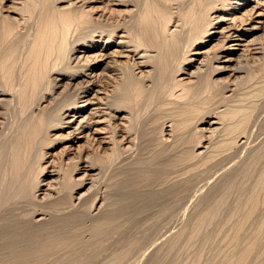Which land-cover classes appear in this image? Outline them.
Masks as SVG:
<instances>
[{
	"label": "bare ground",
	"instance_id": "6f19581e",
	"mask_svg": "<svg viewBox=\"0 0 264 264\" xmlns=\"http://www.w3.org/2000/svg\"><path fill=\"white\" fill-rule=\"evenodd\" d=\"M34 1L36 3L40 0H0L1 131L8 124L9 117L12 115H10L11 110L19 104L15 102L16 98L23 94L19 96L21 93L19 90L22 87H19L20 85L17 87L21 79H18L17 83L15 79V81L12 80L16 73L11 78V72L16 71L17 68L11 72L8 71L6 75L5 67L11 70L17 66L16 58H13L15 62L12 61L11 55L14 51L11 52L13 44L16 43L13 41H16L13 36L18 30L20 31L19 28L22 29L21 25H24L25 16L38 8L39 5L31 9ZM117 1L113 3L107 0H47L49 2L47 8L45 1L41 3V6L46 8V11L43 9L46 13L43 11L45 16H43L42 27H37V30L34 27L37 22L33 26L37 30L34 34L35 40L31 37L34 40L31 45L33 51L27 47L31 52L26 55L30 58L25 57V59L29 58L28 62L31 65L25 60V66L29 64L26 67L28 73L24 71L27 76L21 72L25 80L27 77V80H24L27 83L24 87L28 86L25 91L30 95L25 93L31 99L29 101L31 108L29 105L26 106L31 109L29 119H32L31 123L29 122L31 125H28V127L32 126L30 128L32 133L27 131L31 134L27 133L29 136H26L31 138L27 143L32 138H34L33 141L40 139L42 145L39 144L41 146L39 149L43 151L42 154L38 152L40 163L46 159L45 162L48 163V160L52 159L49 165L53 171L50 174L51 181L46 184L45 191L47 192L39 196L38 193L42 191L40 178L47 171V166L37 162L39 164L36 165L35 170L36 167L33 168L32 164L33 167L29 168H32L31 171L34 173L29 171L31 172L29 175L34 174L38 177L30 181L33 183H29L32 178L27 181V170L26 167L23 168L24 164L22 165L25 159L18 158V155L17 158L13 157L19 159L11 162L13 172L10 173L14 174L11 181L13 185L10 186V183L6 182L8 178H2L6 186H10V191L7 187H3L5 185L3 182H0L8 192V195L1 194L6 195L0 198V203H3L0 206V264H43L44 262L49 264L54 254H57L58 259L64 258V254L59 256L60 253H57L63 249L66 250L67 255L72 253L73 256L77 253L76 257H78L81 256L78 254H83L81 249L89 246H94L92 248L94 254L92 252V256L84 260L98 264L100 255L111 246H115L111 242H109L111 246L105 245L104 238L112 232L123 234L125 231L123 228L126 225L129 226V222L136 224L142 219L140 215L137 216L142 211L138 203L141 205L143 203L144 207L154 205V203L166 207L172 196L179 190L183 192L192 190L191 187L194 184L202 181V184L205 183L208 186L207 182H210L211 180H208L212 177L208 176V180L200 178L208 172L210 174V171L216 172L218 176L221 170H225V175L218 176V179L226 178L224 182L227 183L231 178L230 182L238 188L236 190L239 191L238 196L241 194L238 201L240 203L243 201V192L246 197L245 205L242 202L243 212H240L239 202L236 201L242 221L239 220L241 223L239 222L238 226L235 222V226H230V228H237L233 234L238 232L235 233L238 234L235 241L231 242L230 239V243L234 245L241 243L242 246L244 233H241L244 230L247 232L245 235L248 234L247 237L250 234L252 237L247 240L244 236L246 241L243 248L238 246L242 249L241 251L238 249L239 252L233 244H227L235 250L230 249L232 255L227 252L229 247L225 248L226 252L222 253L224 257L221 258L220 264H224L225 261V264H251L250 260H253L255 256L257 260L258 257L260 258L257 263L263 264L264 260L262 261L261 257L264 258V41L255 35L260 27L253 25L255 23L253 16L254 12L264 6V0ZM233 2L236 4H232ZM32 16L29 15L31 18ZM173 18H175L174 21ZM39 20L40 25L42 20ZM26 26L28 25L23 28L29 27ZM20 36L22 37V34ZM215 40H219L220 43L218 48L212 49L213 55H205L206 52H192L195 46L207 45ZM20 43L23 44L22 41ZM16 46L15 48L18 49V45ZM240 51L241 54L236 62L233 54ZM14 53L17 55L16 52ZM191 55H196V57L192 58ZM230 62L235 64L221 65V63ZM11 63L16 65L13 66L14 64ZM10 64L12 68L9 69ZM4 71L5 74H3ZM9 74L11 76H8ZM224 74L228 75L222 77ZM149 109L153 111L152 114L144 116L143 111L146 110L147 114ZM57 142L67 144L63 147V158H60V162L56 161L57 153H53ZM29 147L35 149L32 148L34 145ZM46 148L50 151H44ZM241 153L248 156V163ZM137 155L139 157H136ZM240 155L245 159L239 160ZM0 162L1 167L2 161ZM117 165H120L119 180H117L119 185L124 187L121 189L123 196L120 190L118 194L123 199L119 198L120 202H116V199L113 203L116 202V206L124 200L122 207L115 210L114 204H110L109 199L106 200L107 205L109 203L107 206L106 198L102 199L98 196L94 200L87 199L92 190L100 187L102 189V184L98 186L101 177L106 171L108 172V169L112 172L111 168L114 169L113 167ZM24 169L26 174L23 173ZM36 171L37 174H35ZM220 173L219 175L224 174ZM233 175L242 177L241 181H232L238 179ZM213 177L216 178L214 175ZM248 177L252 183L250 184L251 181L243 182L246 185L240 187L242 181ZM23 178L26 180L24 181ZM145 180L148 184L153 183V188L150 189L148 185L149 190L143 193L142 191L145 192L144 187L142 186L143 190L140 191L139 186L145 183L143 182ZM238 183L240 184L237 185ZM202 184L201 188L195 185L196 189L198 187L202 189L204 186ZM216 185L219 189L223 188V185L221 188L218 186L221 185L220 183ZM247 185H249V190ZM243 186L247 187V191ZM87 187L88 189L83 193ZM230 188L233 186H228L227 191H230ZM191 190L188 191L189 194L184 193L190 195ZM216 190H212L211 193L213 194L214 191L219 195V190ZM242 190L243 192L240 193ZM225 191L226 188L219 197H222ZM216 194L214 196L217 198ZM226 196L217 198L216 201L212 198L215 201H212L213 204L216 203L217 207L219 203L217 200H219V205L222 206V203H226ZM222 199L224 202L221 201ZM180 201L183 203L181 198L179 203L176 201L175 204H180ZM212 202H210L211 205H213ZM19 203L22 205H17ZM126 204L129 205L125 206ZM11 206L16 207L10 208ZM128 206L133 209L130 208V210ZM166 208L161 210L166 211ZM168 208L166 215H170L171 212L168 211L175 209L168 210ZM212 208L218 209L214 205ZM212 208H207L204 216L197 223V228L207 221L209 223L215 220L216 213L213 216ZM127 213L130 214L129 219ZM162 213L165 215L164 210ZM176 214L180 218L181 215ZM180 214H182L181 211ZM120 217H125L127 219L123 218L124 220L130 221L126 224L124 222L123 225H116V223L113 225L114 221L117 222L116 218ZM211 218L214 219L211 220ZM248 222H251V225L255 223V227H252L254 230L250 229L254 231V234L248 230L250 227ZM247 225H249L248 228H246ZM189 226L193 225L189 224ZM184 230L177 232L178 235H172L173 238L170 234L171 239L168 238L172 240L170 244L163 243L165 247L170 246L168 248L171 253L174 246L173 239L183 238L186 232ZM197 232L200 234L199 230ZM196 233H190L192 235L185 233V235L190 236L192 241V238L198 234ZM200 235L202 237L203 233ZM117 241H115L116 245ZM176 241L174 240V243L177 244ZM132 244L135 245V243ZM163 244L162 248H164ZM78 248H81L79 249L81 253L77 252ZM169 249L168 251L165 249V254L169 252ZM117 253L114 263L119 264V261L122 263L123 256L124 259L128 257ZM122 254L125 253L122 252ZM166 256L169 257V255ZM156 257L159 259V254L155 255L152 260H156ZM69 258V260L73 259L71 256ZM55 259L57 260L53 258L54 261ZM82 259L80 260L83 261ZM54 261L51 264H56L60 260L55 263ZM60 262L59 264H62L64 261ZM161 262L164 264V261ZM253 263L256 264L255 261Z\"/></svg>",
	"mask_w": 264,
	"mask_h": 264
},
{
	"label": "rangeland",
	"instance_id": "374dc122",
	"mask_svg": "<svg viewBox=\"0 0 264 264\" xmlns=\"http://www.w3.org/2000/svg\"><path fill=\"white\" fill-rule=\"evenodd\" d=\"M41 1V0H40ZM36 1V3H35V1H34V5L32 6V8L31 9H34V6L35 7H37L38 5V8H36V9H34L33 11L35 12H33V11H30V13H34L33 14V16H34V19H32L33 18V16H32V14H27L26 16H25V18H26V20L24 21V25L22 24L21 25V27L23 26V27H25V25H28V26H26V27H28V28H23L22 27V29L21 28H19L20 29V31L18 30L17 31V29H16V31H17V33H14L13 35V38L15 37L16 38V41L15 40H13L14 42H16V43H14L13 44V48H12V50H11V52L13 51V53L11 54V53H9V54H11L12 55V59L13 58H16L15 60H16V62H15V60L13 59H11L12 61H14L16 64H17V66L16 67H14V69L12 68V67H10L11 66V64L13 65L14 63H11L10 65H8V67H9V69L10 68H12L11 70H8V68L7 67H5V71L7 70V72H6V75L8 74V71H13V70H16V68H17V70L16 71H13V72H11V75L9 74L8 76H11V78L14 76V73H16L15 74V76L12 78V80H16V83L19 81L18 79H21L20 80V82H21V84H20V82H19V84L17 83V87H18V85H20L19 87H22L20 90H19V92L21 91V93H19V96L22 94V95H24V94H28V92H26L25 90L26 89H28L27 87L28 86H26V88L24 87L27 83L25 82L26 80H27V77H26V80H25V78H24V75H26V73L25 72H27L28 70V68H26V67H28V65L30 64L31 65V63L30 62H28V61H30V60H28L30 57L29 56H27V55H29V52H31L29 49L31 48L32 49V44H33V41L35 40L34 39V34H36V31L38 30V28L39 27H42L41 26V24L43 23V16H45V11H46V8H47V5L49 4V2H47V0H43V1ZM45 1V6H46V8H43L42 6H41V3L42 2H44ZM110 2V1H112L113 3H117L118 1L117 0H107V2ZM160 1H162V0H160ZM144 2H146V0H144ZM33 4V2L31 3V5ZM44 4H43V6H44ZM107 4V3H106ZM232 4H236L235 2H233ZM41 6V7H40ZM44 6V7H45ZM41 8V11H40V8ZM30 9V10H31ZM45 11H44V10ZM48 10V9H47ZM45 13H44V12ZM40 12H42V13H40ZM255 14H254V16H253V18H254V22L255 23H253V25H256L257 27H260L259 28V30L257 31V33L255 34L256 35V37H259V38H262L263 39V41H264V6H262L261 8H260V10H258L257 12H254ZM38 14V15H37ZM42 14H44V15H42ZM259 14H261L260 16H259ZM29 15L30 16H32V18L31 17H29ZM40 15V16H39ZM38 16V17H37ZM27 17H28V20H27ZM41 17H42V19H41ZM31 19V20H30ZM37 21H36V20ZM40 19V20H39ZM38 20L39 21H41L42 20V22L40 23V25H39V22H38ZM175 20V18H173V21ZM29 22V23H27V22ZM33 21V22H32ZM27 24H26V23ZM36 22H37V24L39 25V26H37V24H36ZM258 22V23H257ZM33 23V24H32ZM36 24V25H35ZM35 25V26H34ZM32 26V27H31ZM33 26L34 27H36V29L35 28H33ZM38 27V28H37ZM28 29V30H27ZM30 29H32V30H30ZM40 30V29H39ZM27 32H29V33H27ZM31 32H33V33H31ZM35 32V33H34ZM38 33V32H37ZM22 34V37L20 36ZM29 35V36H28ZM21 38H20V37ZM26 36H28L27 38H26ZM19 37V38H18ZM25 39H24V38ZM31 37H33V39L31 38ZM36 37V36H35ZM14 38V39H15ZM28 38H31V39H28ZM17 39H18V42H17ZM21 39V40H20ZM24 40V41H23ZM26 40H28L27 42H26ZM30 40H32V41H30ZM20 41H22L23 42V44L22 43H20ZM240 41V40H239ZM18 43V44H17ZM219 40H215V41H212V42H210V43H208L207 45H200V46H195L194 48H193V51L192 52H196V51H198V52H206V54L205 55H209V56H211V55H213L214 53H213V50L212 49H216V48H218L219 47ZM242 43H245V42H242ZM18 45V49H16L17 48V46L16 45ZM25 44V45H24ZM19 46H21V47H19ZM23 46V47H22ZM26 46V47H25ZM16 47V48H15ZM29 49H28V48ZM24 48H26V50L24 49ZM15 49H16V51H15ZM7 50H9L10 51V49H8L7 48ZM25 50V51H24ZM212 50V51H211ZM32 51H33V49H32ZM14 52H16L17 53V55L19 54V53H21V54H19L18 56L14 53ZM19 52V53H18ZM28 52V53H27ZM25 53V54H24ZM15 54V55H14ZM27 54V55H26ZM31 54V53H30ZM239 54H241V51L240 52H237V53H234L233 55V57H234V59H235V61L237 62L238 61V59H239ZM32 55V54H31ZM30 55V56H31ZM152 55H154V53H152ZM14 56V57H13ZM192 56V58H194V57H196V55H191ZM19 57V58H18ZM25 57H29L28 59L26 58L25 59ZM227 57V56H226ZM19 59V60H18ZM21 60V61H20ZM27 61V63H29V64H26V66H25V63H26V61ZM201 60H202V58H201ZM8 62V61H7ZM6 62V63H7ZM11 62V61H10ZM9 62V63H10ZM18 62V63H17ZM20 62H23V63H20ZM20 63V64H19ZM16 64H14L13 66H15ZM235 63L234 62H230V63H221V65H223V66H225V65H234ZM196 65H198V63L196 64ZM22 66V67H21ZM197 67V66H196ZM21 68V69H20ZM26 69V70H25ZM20 70V71H19ZM5 71L3 72V74H5ZM19 71V72H18ZM24 73V75H22L23 73ZM25 71V72H24ZM9 72V73H10ZM18 72V73H17ZM21 72V73H20ZM13 73V74H12ZM28 73V72H27ZM20 74V75H19ZM228 74H224L222 77H226ZM17 76V77H16ZM23 77V79H22V77ZM27 76V75H26ZM14 80V81H15ZM18 80V81H17ZM25 80V81H24ZM23 83H24V85H23ZM23 85V86H22ZM23 87L25 88V89H23ZM28 91V90H27ZM26 92V93H25ZM27 94H26V96H27ZM20 96L19 98H16L17 99V101H15V102H17V103H19V104H17V103H15V104H17V105H15L14 106V110L12 109L11 110V112H10V117H9V121H8V124L6 125V127L1 131L0 130V134H2V135H0V161H2V165H1V167H0V176H1V179L0 180H2V178L3 179H7L8 178V180L6 181L7 183H10V186H11V184L13 185V183H11V181L13 180V178H14V174L13 173H10L11 171L13 172V170H11V169H13V166H11L12 164H11V162L13 163V161H15V160H19V159H14V158H17V155H18V158H21V159H25L24 161H22V165H23V168H25L24 169V172L23 173H25L26 174V172H27V181L29 180V179H31L32 178V180H29V183H33V182H30V181H33L34 179H36V177H38L37 175H34V174H32L31 176L29 175L32 171V168H29V167H31L32 166V164H33V168H35L36 167V165L38 166V164L40 163V154L39 153H43V151H41L42 149H39L41 146L40 145H42L41 143H40V139L39 140H34L33 141V139L34 138H32V140L30 141L31 143H35V144H31L30 142L29 143H27L28 142V140H30L29 138H31V137H26V136H29L32 132V129H30V128H32V126H29L28 127V125H31V124H29V122L31 123V120L32 119H29V115H30V108H31V102L29 103V101L31 100L29 97L30 96H27V98H26V96L24 95V97L23 96ZM28 95H30V94H28ZM23 98V99H22ZM25 98H26V100H25ZM20 99H22V100H20ZM27 99H29V100H27ZM21 101V103L19 102V101ZM250 100V99H249ZM25 101H26V103H25ZM27 101H28V103H27ZM26 105H25V104ZM22 104V105H21ZM24 105V106H23ZM27 105H29V107L30 108H26V106ZM28 107V106H27ZM16 108H17V110H16ZM24 109H27V110H24ZM20 110V111H19ZM24 110V111H23ZM14 111V112H13ZM27 111V112H26ZM146 111V110H145ZM145 111H143V113H144V116L146 115H148V114H150L151 112H153V111H151L150 109L147 111V114H146V112ZM29 112V113H28ZM22 113V114H21ZM143 113H141V114H143ZM25 114H28V115H25ZM152 114V113H151ZM20 115V116H19ZM154 117H156V116H154ZM13 119V120H12ZM24 119V120H23ZM27 120H30V121H27ZM16 121V122H15ZM34 121V120H33ZM32 123H34V122H32ZM27 125V126H26ZM33 125V124H32ZM24 127V128H23ZM27 127V128H26ZM26 129V130H25ZM28 129V130H27ZM31 130V131H30ZM4 131V132H3ZM27 131H29V132H31V133H29V132H27ZM26 132V133H25ZM27 133H29V135L27 134ZM3 134H5V135H3ZM53 134H55V132H53ZM53 134H51V135H53ZM32 137H33V135H31ZM20 137V138H19ZM23 137V138H22ZM24 137H25V139H24ZM27 139V140H26ZM22 140V142H20ZM3 141H5V142H3ZM6 142H8V143H6ZM19 142V143H18ZM61 142H57L56 143V149L53 151V153H57V156H56V161H59L60 162V158L62 157L63 158V156H62V151H63V147H65L67 144H65V143H62V144H60ZM18 144V145H17ZM31 144V145H30ZM40 144V145H39ZM4 145V146H3ZM6 145V146H5ZM8 145V146H7ZM15 145H17V147L15 146ZM28 147H27V146ZM32 145H34V147H32ZM29 146H31L32 148H35V149H31ZM9 149H8V148ZM20 147V148H19ZM23 147V148H22ZM4 148H7V149H4ZM27 148V149H26ZM21 149V150H20ZM25 149L27 150V151H29V152H31V153H29V152H27V151H25ZM7 150V151H6ZM19 150V151H18ZM24 150V151H23ZM32 150H33V152H32ZM40 150V151H39ZM10 151V152H9ZM11 151H13L12 153H11ZM37 151V152H36ZM44 151H46V152H49L50 150L49 149H44ZM1 152H4V153H6V154H4V153H1ZM39 152V153H38ZM26 153H28V154H26ZM41 153V154H42ZM245 153V152H244ZM2 154H3V157H2ZM33 154V155H32ZM36 154V155H35ZM242 155H243V157H245L246 158V160H247V162H246V160L244 161V162H246V163H248V159H247V157L248 156H246V155H244L243 153H241ZM5 155H6V157H5ZM14 155H16V156H14ZM22 155V156H21ZM25 155H27V157L25 156ZM39 156V157H38ZM14 157V158H13ZM23 157H25V158H23ZM29 157V158H28ZM136 157H139L138 155L136 156ZM241 155H240V158H239V160L240 159H242L243 158ZM3 158H5V160L3 159ZM31 158V159H30ZM38 158H39V160H38ZM245 158H243V159H245ZM2 159V160H1ZM12 161H11V160ZM14 159V160H13ZM35 159V160H34ZM242 159V160H243ZM28 160V161H27ZM33 160V161H32ZM238 160V161H239ZM4 161H5V163H4ZM31 161V162H30ZM36 161V162H35ZM45 161H47V159L45 160ZM45 161H42L40 164H42V165H44V166H47V171L41 176V178H40V180L42 181V183H41V186H40V188L42 189V191H40L39 193H38V195L39 196H41V194H45L47 191H45L46 189H47V187H46V184H48L50 181H51V178H50V174H51V172L53 171V168L49 165V162L50 161H52V159H49L48 161V163H46ZM7 162V163H6ZM24 162V163H23ZM37 162H39V163H37ZM25 163H26V165H27V163L29 164V165H25ZM37 163V164H36ZM46 163V164H45ZM0 164H1V162H0ZM7 166V167H4V166ZM10 166V167H9ZM58 166V165H57ZM3 167V168H2ZM9 167V168H8ZM12 167V168H11ZM117 169H116V168ZM115 167H113L114 169H112L111 168V170H112V172L111 171H109V169H108V172L106 171V173L101 177V179H100V182H99V184H98V186H100V184H102L103 185V187H102V189H101V187L100 188H97L96 190H92L89 194H88V196H87V199L88 198H91V200H94L97 196L99 197V198H102V199H104V198H106L105 199V202H106V205H107V202L108 201H106V200H108L109 199V202H110V204H114V206H115V203L116 202H120V201H118V200H120L119 198H121V199H123V197H121V196H123L122 194L123 193H121L122 191H121V189H123L124 187H122V186H120L119 185V182H118V176H119V170H118V168L120 167V165L118 166H115ZM7 168V169H6ZM2 169V170H1ZM37 169V167L35 168V170ZM116 169V170H115ZM34 169H33V171H35ZM115 172H114V171ZM4 171H7V172H9V173H6V172H4ZM26 171V172H25ZM29 171H31V172H29ZM223 172L224 174L223 175H219V173L220 172ZM221 171H219L218 172V176H224L225 175V170H221ZM114 172V174H112ZM222 172L220 173V174H222ZM4 174V175H1V174ZM32 173H34V172H32ZM216 172H212V171H210V174H209V172H208V174H207V176H205L206 174H204V176H203V178H200V179H204V178H206L207 180H208V176H209V178H211L212 177V179H209L208 181H210V182H207V184L209 183V185L208 186H206L205 185V183L204 184H202V182H199V181H201V180H199L198 182L199 183H196V184H194L193 185V187H191L192 188V190L191 189H189V190H191L190 191V195H186V194H189V190H187V191H184V192H186V194L183 192V191H181V190H179L176 194H174L173 196H172V198L169 200V205H170V207H169V205H167L166 207L168 208V210H171V209H173V208H175L176 209V211H175V209H173V211L171 210V211H168L169 213L171 212H174L175 214L176 213H179V215H183V217H181L180 216V218L178 217V215L176 214V216H175V214L174 213H170V215L169 214H167L166 215V213H167V208L166 207H162L161 205H158L157 203H154V205L152 204V205H148V206H145L144 207V205H143V203H142V205L140 204V203H138V206H139V208L142 210H140L139 209V212L141 211V213L140 214H138L137 216H139L140 218H142V219H140V221H139V223L138 222H136V224L135 223H130L129 221H127V220H124L123 218H125V217H123V218H116L117 219V222L116 221H114V224L113 225H115V223H116V225L117 224H120V225H123V223L125 222V224L126 223H128L129 222V226H125L124 228H123V230L125 229V231H123V234L121 233V232H118V233H114V232H112L111 234H109V235H107L105 238H104V244L105 245H109V246H111L112 244L113 245H115V246H111L110 248H111V250H110V248L108 249V250H106L104 253H102V255H100V259L98 258V261H99V263L98 264H106V263H108V264H111V263H113V264H117L118 262H116V263H114V259H115V257L117 256L116 255V253L117 254H119V255H125V256H128V257H126V259H124V256H123V258L121 259L122 261V263H120V261H119V264H153V262H154V264H156V263H158V264H160V263H162L161 261H164V264L166 263V262H168V263H166V264H220L221 262V258L222 257H224V252H226L225 250V248H227L228 249V247H229V251H227L228 253H230V254H232V250H233V248L231 247V246H228L229 244L230 245H234V243H230V241L231 242H234L235 241V238H236V236L238 235H236L235 233H238V232H235L234 234H233V232L234 231H236L237 230V228H234V227H231V228H234V229H231L230 228V226H235L236 224L235 223H238L236 226H238L241 222L240 221H242V220H240L241 218L240 217H242V216H240L241 214H240V212H243V210H242V208L244 207L243 206V203H244V199H246V197H245V194H244V192H243V190L240 192V193H242L243 192V194H242V197L244 198H242L241 197V200L243 199V203L241 202H239L238 201V199L240 198V196H241V194H240V196H238L239 195V191L237 192L236 190L238 189V188H236V186L234 187V184H233V182H230L231 181V178L229 179V182H224V181H226V178L223 180V177L221 178L220 177V180L218 179L219 177L217 176V173L215 174ZM5 174H7V175H5ZM8 174H10L9 176H8ZM11 174H12V176H11ZM35 174H37V171L35 172ZM211 175V176H210ZM213 175L214 176H216V178L215 177H213ZM2 176H4V177H2ZM5 176H6V178H5ZM30 176V177H29ZM238 179H234V178H236V177H234V175H233V179L234 180H232V181H241V179L240 178H242V177H240L239 175H235ZM10 177H11V180L9 181V179H10ZM117 177V178H116ZM24 178H26V177H24ZM23 178V180L25 181L26 179H24ZM34 178V179H33ZM249 178V177H248ZM248 178L247 179H245V180H243L242 181V184H240V183H238L237 185H239L240 184V187L242 186V185H246L245 183L243 184V182H250V184L252 183V180L249 178V180H248ZM118 179V180H117ZM240 179V180H239ZM205 180V179H204ZM218 180V181H217ZM223 180V181H222ZM248 180V181H247ZM9 181V182H8ZM23 181V182H24ZM215 181V182H214ZM222 181V182H221ZM228 181V180H227ZM236 181V182H237ZM1 183L3 182H5V181H0ZM143 182H145V183H141V186H139V187H141V189L140 188H138V189H140V191H142L143 190V188H142V186L144 187V189H145V192L144 191H142L143 193H146L148 190H149V188L150 189H152L153 188V183H150L149 182V184H148V181L146 182V180L145 181H143ZM205 182V181H204ZM217 182H219L221 185H218V186H220V188H221V186L223 185V188H221V189H223V190H225V188H226V191L225 192H223V196L225 195H227L226 197H225V201H226V203L224 204V203H222V206H224V208H222V206H220L219 205V203H220V201L219 200H217V202H219L218 203V205H217V207H218V209H214V208H212L213 207V205H214V207L215 208H217L216 206H215V204H213V202L212 201H216V199L218 198H224L223 196L222 197H219L220 195H221V192L223 191V190H221V189H219L218 187H217V185L216 184H219V183H217ZM0 183V188L2 189L3 187H7V189H9V185L8 186H6V183H4L5 185L3 186V184H1ZM214 183H216V184H214ZM224 183H226V184H228V186L230 187V185L231 186H233V188H230L231 190L230 191H227L228 189H227V185L226 184H224ZM232 183V184H231ZM235 183V182H234ZM199 184V185H198ZM204 185L203 186V188L204 187H206L204 190H203V188L202 189H200L201 188V186L200 185ZM144 185H146V186H144ZM149 185V186H148ZM151 185V186H150ZM195 185H196V187L197 186H199L197 189H196V187H195ZM215 185V186H214ZM225 185L227 186V187H225ZM235 185H236V183H235ZM3 186V187H2ZM149 188H148V187ZM214 186V187H213ZM215 188V187H217L218 188V190H216L217 188H215V189H212V188ZM239 187V186H238ZM239 187V188H240ZM243 187H245V186H243ZM248 187V188H247ZM247 187H245V190L247 191V189L249 190L250 188H249V185H247ZM250 187H251V185H250ZM5 188H3L4 189V191H3V189L1 190L0 189V191H1V193H0V198L2 197H5V195L8 193L7 192V189H5ZM12 188V187H11ZM146 188H148L147 190H146ZM211 188V189H210ZM247 188V189H246ZM88 189V187L83 191V193L86 191ZM104 189H106L105 191H104ZM195 189V190H194ZM211 190L210 191V194H209V190ZM241 189V188H240ZM239 189V190H240ZM242 189H244V188H242ZM5 190H6V192H5ZM119 190H120V194H121V196L118 194L119 193ZM128 190V189H127ZM202 190V191H201ZM212 190H216V191H218V193H219V195H217L216 193L217 192H214L213 191V194L211 193L212 192ZM244 190V191H245ZM9 191H10V189H9ZM12 191V190H11ZM100 191V193H98ZM103 191V192H102ZM139 191V192H140ZM181 191V192H180ZM194 191H196V192H194ZM201 191V192H200ZM232 191V192H231ZM235 191V192H234ZM245 191V192H246ZM3 192V193H2ZM43 192H45V193H43ZM141 192V193H142ZM208 192V193H207ZM229 192V193H228ZM237 192V193H236ZM4 193H6L4 196H2ZM180 193V194H179ZM191 193H193V194H191ZM196 193V194H195ZM201 193V194H200ZM246 193H248V192H246ZM2 194V195H1ZM114 194V195H113ZM185 194V195H184ZM206 194V195H205ZM208 194V195H207ZM214 194H216V196H218L217 198L214 196ZM8 195V194H7ZM180 195H184V196H180ZM213 195V196H212ZM111 196V197H110ZM117 196V197H116ZM118 196H120V197H118ZM177 196H180V197H177ZM189 196V197H188ZM208 196H210L209 198H208ZM175 197H177V198H175ZM184 197V198H183ZM202 197V198H201ZM206 199H205V198ZM230 197V198H229ZM237 197V198H236ZM183 199V203L180 201V204H178L177 205V203H179V200L180 199ZM189 198V200H187ZM214 200H213V199ZM227 198V199H226ZM5 199V198H4ZM4 199H2V200H4ZM116 199H117V201H116ZM140 199V198H139ZM177 199V200H176ZM208 199H210V201L208 200ZM177 201V203L175 204V202ZM206 200H208V202L206 201ZM228 200V201H227ZM113 201H116V202H114L113 203ZM122 202L121 203H119V205H118V203H117V208H116V206H115V210L116 209H119L118 207H122V205L121 204H124V200H121ZM170 201H172L171 203H170ZM174 201V202H173ZM189 201V202H188ZM214 201V202H215ZM221 201H223L224 202V199H222ZM236 201H238V202H236ZM210 202H212V204L213 205H211V203ZM126 203V202H125ZM173 203H174V206H173ZM210 203V204H209ZM239 204V208H241V209H239L240 210V212H239V210L237 209V207H238V204ZM1 204H3L2 202L0 203V206H1ZM172 204V205H171ZM224 204V205H223ZM17 205H19V206H21L22 204L21 203H19V204H17ZM127 205H129V204H126L125 206H127ZM178 206L177 208L175 207V206ZM208 205V206H207ZM225 205H227L226 207H225ZM236 207H235V206ZM244 205H245V203H244ZM107 206H109V203H108V205ZM111 206H110V208H111ZM153 206V207H152ZM157 206V207H156ZM166 208V211H165V209H163L164 210V212H165V215L162 213L163 212V210H161L162 208ZM201 206V207H200ZM207 206V207H206ZM212 206V207H211ZM16 207V206H15ZM14 206L12 207H10V208H15ZM120 207V208H121ZM142 207H143V209H142ZM146 207H147V209H149V210H147L146 209ZM155 207V208H154ZM192 209H191V208ZM220 207V208H219ZM235 207V208H234ZM128 208L130 209L131 207H129L128 206ZM153 210H152V209ZM158 208V209H157ZM161 208V209H160ZM207 208H212L213 209V211H214V213H213V216H214V214H215V220H212V219H214V218H211V220H212V222H209L208 223V221L205 223V224H203V225H201V226H203V227H201V226H198L199 228H202L201 230L199 229V228H197V223H199V220L204 216V214H205V212H206V210H207ZM225 208H227V209H225ZM232 208V209H231ZM131 209H133V208H131ZM130 209V210H131ZM184 209V210H183ZM222 211H220V210ZM1 210V209H0ZM158 210V211H157ZM219 210V212H216V211H218ZM225 210H227V211H224ZM180 211L182 212V214H180ZM202 211V213H200ZM239 213H238V212ZM183 212H184V214H183ZM235 212V213H234ZM236 212H237V215H235L236 214ZM0 213H1V211H0ZM130 213V212H129ZM129 213H127L126 215H127V217H128V219H129V216L128 215H130ZM143 214V215H142ZM159 214V215H158ZM201 214V215H200ZM222 214V215H221ZM224 214H225V217H224ZM164 217H163V216ZM185 215V216H184ZM1 216V215H0ZM161 216V217H160ZM166 216V217H165ZM235 216V217H234ZM238 216V217H237ZM144 217V218H143ZM176 217V218H175ZM200 217V218H199ZM237 217V218H236ZM159 218H161V219H159ZM165 218V219H164ZM115 219V220H116ZM122 219H123V222H122ZM125 219H127V218H125ZM196 219V220H195ZM198 219V220H197ZM237 219V220H236ZM243 219V218H242ZM225 220V221H224ZM233 220V221H232ZM240 220V221H239ZM210 221V220H209ZM227 221V222H226ZM237 221V222H236ZM118 222H120V223H118ZM193 224H192V223ZM214 222V223H213ZM231 222V223H230ZM235 222V223H234ZM240 222V223H239ZM208 223V224H207ZM218 223V224H217ZM224 223V224H223ZM249 224H250V227H249V229L248 230H254L253 228L255 227L254 225H255V223H254V225H251V222H248ZM247 223V224H248ZM148 224V225H147ZM189 224L190 225H193V226H189ZM207 224V225H206ZM211 224H213L212 226H211ZM252 224H253V220H252ZM184 225V226H183ZM222 225V226H221ZM187 226V227H186ZM207 226V227H206ZM210 226V227H209ZM227 226V227H226ZM248 226L249 225H247L246 226V228H248ZM184 227H186V228H184ZM191 227H193L192 229H191ZM212 227V228H211ZM225 227V228H224ZM253 227V228H252ZM196 228H197V230H199V232H200V234H202L203 233V235H202V237H201V235L198 233H196ZM245 228V229H246ZM184 229H186V230H184ZM191 231H190V230ZM183 230H184V232L185 233H188V235H192V234H190V233H192L193 232V234L194 233H196L197 235L194 237V238H192V241H191V237L190 236H188L187 234L185 235V233H184V235L182 236L183 238H179V240L178 239H173V245L175 246H173L172 248H173V250H172V253L170 252V246H166L165 247V244L166 243H168V244H170L169 242H171L172 240H170L171 239V237L173 238L176 234L178 235V233H180V231H182L183 232ZM190 232H189V231ZM222 230V231H221ZM250 230V231H251ZM195 231V232H194ZM167 232V233H166ZM178 232V233H177ZM249 232V231H248ZM215 233V234H214ZM229 233V234H228ZM230 233H231V235H230ZM244 233V235H243V241H244V243H245V237L247 238V240L250 238V237H252L251 236V234H250V236L249 237H247L248 236V234H246L245 235V233H247V232H245V230L241 233V234H243ZM251 233L252 234H254V231L252 232L251 231ZM170 234H171V237H170ZM222 234V235H221ZM164 235V236H163ZM169 235V236H168ZM172 235H174V236H172ZM200 235V237H198ZM206 235H208V236H206ZM230 235V236H229ZM186 238H188L189 237V239H186ZM204 236V237H203ZM211 236V237H210ZM234 237V238H232V237ZM245 236V237H244ZM110 237L112 238V239H110ZM116 237V238H115ZM162 237V238H161ZM165 237H167V238H165ZM170 237V241L168 240V238ZM129 238V239H128ZM197 238H198V240H197ZM185 240V241H183V240ZM196 239V240H195ZM204 239V240H203ZM216 239V240H215ZM227 239V240H226ZM229 239V240H228ZM231 239V240H230ZM118 240V241H117ZM137 240V241H136ZM158 240V241H157ZM159 240H161V241H159ZM163 240V241H162ZM174 240L177 242V244L176 243H174ZM187 240V241H186ZM189 240V241H188ZM194 240V241H193ZM234 240V241H233ZM108 241V244H106V242ZM115 241H117V245H116V242ZM157 241V242H156ZM167 241V242H166ZM192 243H191V242ZM242 241V242H243ZM109 242H111L110 244H109ZM121 242V243H120ZM198 242V243H197ZM223 242V243H222ZM132 243H135V245L134 244H132ZM156 243H158V245H159V247H158V245L156 244ZM161 245H160V244ZM163 243H165V244H163ZM194 243V244H193ZM197 243V244H196ZM201 243V244H200ZM244 243L242 244V246H241V243L239 244L238 243V245L237 244H235L234 246H235V248H236V250H237V252H239V251H241L242 249H239V247L240 248H243V246H244ZM162 244L164 245L163 247L168 251V249H169V252L171 253H169V252H167V254H165V249L164 248H162ZM167 244V245H168ZM194 246H193V245ZM204 244V245H203ZM220 244V245H219ZM228 244V245H227ZM182 245H184V246H182ZM136 246V247H135ZM161 246V247H160ZM225 246V247H224ZM237 246V247H236ZM239 246V247H238ZM94 246H89V247H84V249H81V248H78V251L77 252H80L81 253V250L83 251V254L81 253V254H78V255H81V256H78V257H76V255H77V253L76 254H74L75 255V257H74V255L72 256L71 254L72 253H70L68 250H67V252H69L70 253V255H67L66 254V250L65 249H63V250H61V251H59V252H57V253H60V254H58L59 256H62V254H64L63 255V257L64 258H62V257H60V258H62V259H64V260H62V259H58V257H57V254H54L55 255V257H54V255H53V257L51 256V259H50V263L49 262H47V263H49V264H51V262H53L54 260H53V258H57V260L55 259V261H54V263L55 262H57V261H61V262H63L62 264H66L67 262H69V261H72L71 263L72 264H77V263H80L81 262V264H83L82 262H85L84 264H96L95 262L94 263H92L90 260L88 261H86V260H84V259H87V257L88 256H92V252H93V254H94V250L92 249ZM131 247V248H130ZM149 247V248H148ZM151 247V248H150ZM169 247V248H168ZM201 247V248H200ZM207 247V248H206ZM91 248V249H90ZM160 248H162V249H160ZM171 248V249H172ZM177 248V249H176ZM193 248V249H192ZM200 248V249H199ZM210 248V249H209ZM232 248V250H230ZM79 249H81V250H79ZM131 251H130V250ZM146 249V250H145ZM197 249V250H196ZM238 249H239V251H238ZM65 250V251H64ZM87 250V251H86ZM93 250V251H92ZM159 250V251H158ZM162 250V252L160 253V251ZM189 250H191V251H189ZM235 250V249H234ZM233 250V251H234ZM63 251V252H62ZM126 251V252H125ZM129 251V252H128ZM133 251V252H132ZM210 251H211V253H210ZM65 252V253H64ZM88 252V253H87ZM120 252H121V254H120ZM122 252H124L125 254H122ZM131 252V253H130ZM158 252V253H157ZM181 254H180V253ZM185 252V253H184ZM218 252H219V255H218ZM237 252L235 251V254H237ZM68 253V254H69ZM129 254V255H127V254ZM187 253V254H186ZM197 253V254H196ZM216 253V254H215ZM223 253V254H222ZM115 256H114V255ZM158 254H159V257L161 258H155L156 260H152V259H154V256L155 255H157L158 256ZM179 254V255H178ZM195 254V255H194ZM210 254V255H209ZM226 254V253H225ZM235 254H234V256H235ZM0 255H1V253H0ZM109 255H111V256H109ZM153 255V256H152ZM166 255H169V257H167L168 259H170V260H168L165 256ZM172 255V256H171ZM205 255H207V256H205ZM217 255V256H216ZM233 255V254H232ZM71 256L72 258L74 257V258H76V260H74V258L73 259H71V260H69L70 258L69 257ZM86 256V257H85ZM113 256V257H112ZM233 256V257H234ZM67 258V260H66V258ZM112 257V258H111ZM162 257H164V258H162ZM191 257V258H190ZM216 257V258H215ZM219 257V258H218ZM230 257V256H229ZM232 257V256H231ZM230 257V258H231ZM69 258V259H68ZM78 258V259H77ZM81 258H83L82 260L83 261H81L80 259ZM107 258V259H106ZM193 258V259H192ZM254 259L253 260H250V261H252V263L255 261L256 262V264H258L257 262H259L260 260V258L258 257V260H257V257L255 256V257H253ZM113 261H112V260ZM126 261H124V260ZM131 259V260H130ZM163 259V260H162ZM166 259H167V261H166ZM187 259H189V260H187ZM199 259V260H198ZM218 259V260H217ZM233 259V258H232ZM252 259V258H251ZM79 260V261H78ZM111 260V263L109 262ZM159 260V261H158ZM223 260H225V259H223ZM257 260V261H256ZM261 260L263 261L264 260V258L262 259V257H261ZM59 261V262H60ZM107 261V262H106ZM155 261H157V262H155ZM172 261V262H171ZM176 261V262H175ZM182 261V262H181ZM215 261V262H214ZM262 261H261V263H262ZM59 262H57L56 264H59ZM60 262V263H61ZM66 262V263H65ZM75 262V263H74ZM89 262H91V263H89ZM105 262V263H104ZM128 262V263H127ZM160 262V263H159ZM189 262V263H188ZM200 262V263H199ZM223 262V261H222ZM226 262V261H225ZM225 262H223L224 264H225ZM71 263H69V264H71ZM251 263V264H252ZM43 264H46L45 262L43 263ZM163 264V263H162ZM250 264V263H249ZM253 264H255V263H253ZM260 264V263H259ZM263 264H264V262H263Z\"/></svg>",
	"mask_w": 264,
	"mask_h": 264
}]
</instances>
